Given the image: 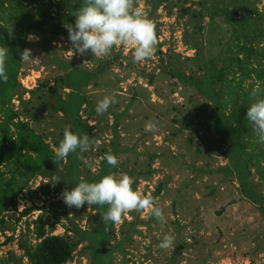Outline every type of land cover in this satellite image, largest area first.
<instances>
[{"label":"rangeland","instance_id":"obj_1","mask_svg":"<svg viewBox=\"0 0 264 264\" xmlns=\"http://www.w3.org/2000/svg\"><path fill=\"white\" fill-rule=\"evenodd\" d=\"M245 1L249 2L250 15L256 18L255 23H259V29L264 32V0ZM153 2L132 1L133 7L141 8L151 20L157 39L153 55L143 62H133V49L124 45L113 47L106 56L99 58L93 57L90 52L72 53L71 44L58 47L63 48V53L58 49L60 56L74 57L73 61L86 71L103 69L97 85L85 90L90 104L82 113L83 119L98 125L93 131V134L100 136L96 146L98 150L103 143L109 144L108 126H111L115 114L120 116V146L127 152L117 157L115 167L118 173L115 175H129L132 186L137 187L136 191L141 196L150 195L153 206L162 209V220L155 218L150 209L130 210L122 214L123 219L115 225L116 240L112 241L111 246L123 237L121 231L128 230V224L122 226L125 222L131 223L138 217L140 224L136 227L133 243L117 250L113 254V262L168 264L175 249L181 246L176 264H264V234L258 233L262 218L254 203L240 201L242 194L237 177L226 173V170H233L229 143L215 132L206 133L200 129L195 133L192 128L183 127V124L200 126L209 122L213 114L212 103L195 87L175 77L173 67L169 65L172 62L175 70L181 73L197 71L196 76L201 77L203 71L197 70L196 65L193 66L195 62L189 59L199 64L205 57L213 58L233 38V28L227 24L226 17H215V24L224 39L219 43L216 36L206 37L205 30L206 43L203 48L207 50L197 55L186 44H196L194 32L197 30L193 32L189 28V18L182 8L198 10L199 4H204L208 11L211 8L219 10L224 6L232 11V6L221 5L220 0H166L154 13ZM42 5L43 2L39 1L31 8L34 15L45 11L41 9ZM242 12L248 13L247 10H238L232 16L235 21L239 20ZM0 17L8 20L4 25L11 28L13 33L17 18H21V15L18 10L3 8ZM209 21L208 17L205 18L201 26L206 29ZM30 35L33 39H28L26 49H31L33 59L22 61L19 73L20 84L26 90H33L39 81L56 73L45 65L46 55L42 51V45L46 43L44 34L34 31ZM206 38H210L214 45L210 46ZM66 47H69L67 51L64 50ZM109 62L112 65L107 67ZM246 87H250V84L246 83ZM68 93L69 90H65L62 97L65 98ZM38 95L27 105L31 116H35L31 126L39 134L54 138L68 121L61 113L51 114L50 104L53 100L47 98L46 91L45 94L38 91ZM105 95L113 96L115 103L110 104L105 113L97 115L95 105ZM29 97L26 94L24 99L28 100ZM15 105L19 103L16 101ZM91 114L94 116L90 117ZM148 121L157 123V132L145 131ZM251 142L257 140L254 138ZM250 150L259 152L251 143ZM102 159L93 157L91 153L83 157L85 171L96 173ZM60 166L63 165L60 163ZM250 170L252 175L249 180L263 196V180L253 167ZM36 181L31 183L30 190L19 197L17 208L7 212V225H0V264H30L24 250L27 246L36 247L39 244L34 222L41 215H44L46 231L53 228L55 235L62 236L65 231H70L72 238L80 239V231L89 232L100 226L92 205L68 207L61 199V192L65 190L63 186L57 189L51 182L49 184L48 180H44L46 183L39 182L40 186L36 187ZM231 202L237 203L227 206ZM24 208L35 210L17 222ZM41 208L46 211L44 214ZM127 212L128 219L124 217ZM165 234L174 237L173 243L169 248L161 249L158 245ZM10 236L13 239L6 242ZM86 246L85 242L81 244L68 264H92L91 252ZM228 250L234 255L230 254L224 259L223 255Z\"/></svg>","mask_w":264,"mask_h":264},{"label":"trees","instance_id":"obj_2","mask_svg":"<svg viewBox=\"0 0 264 264\" xmlns=\"http://www.w3.org/2000/svg\"><path fill=\"white\" fill-rule=\"evenodd\" d=\"M43 2L41 9L44 12L37 16L31 8ZM134 0H131V2ZM154 13L163 5L166 0H153ZM221 5H231L232 11L227 6L222 9L211 8L204 4H199L198 10L182 8L185 16H188L189 28L196 35V44L192 46L190 42L186 44L194 49L197 55L206 52L204 49L206 37L216 36L220 43L224 38L215 24V17L221 15L226 17L227 24L233 28V38L229 39L215 57H205L202 63L196 64V60L189 59L197 70L203 71L201 77L193 73H181L173 68L175 77L195 87L198 92L212 103V119L200 126L183 124L184 129L192 128L193 132L203 129L206 133L215 132L225 139L231 148V159L233 170H226L230 176L235 175L240 184L242 200H247L256 205L258 214L262 218L259 234H264V195L262 196L256 186L249 180L252 175L250 167L255 169L264 183V144L258 142L252 131L251 125L245 119L248 104L252 102L250 93L257 86V95L264 96V32L255 23L256 18L250 15L248 1L245 0H220ZM81 5V0H0V14L3 8L18 10L21 18H17L15 30L7 28L4 22L8 21L0 17V46L9 48V55L5 60V71L8 79L0 82V225H7V212L11 208H17L19 197L28 190L30 185L38 178L48 180L55 175L59 180L54 186L57 189H71L81 179L87 182L98 181L102 176L117 174V168L108 165L104 159L105 153L116 156L124 154L127 150L121 148L120 138V116L114 115L111 126H108V143H103L102 148L96 149L99 135L93 134L98 128L96 122L91 124L83 119L82 113L90 104L85 90L91 85H97L98 78L103 74V69L96 71H86L73 61L75 58L60 56L59 45L71 44L68 40V32L64 27L66 23H74V11ZM238 10L242 12L239 20L235 21L234 16ZM207 15V16H205ZM209 18V25L205 29L201 26L205 18ZM237 17V16H236ZM258 22V21H257ZM40 32L44 34L45 46L42 51L46 55L45 65L56 72L53 76L39 81V85L33 90H26L19 81V73L22 69L20 53L27 47V37L30 32ZM19 32V33H18ZM207 39V38H206ZM210 46L214 45L209 39ZM205 42V43H204ZM203 44V45H202ZM207 46V44H206ZM70 47V46H69ZM69 47L64 48L68 50ZM107 67L112 65L107 63ZM53 79V81H51ZM246 83L250 87H246ZM54 84V85H53ZM69 90L64 98L62 92ZM38 91L48 94L53 103L50 104L51 114L61 113L68 122L70 130L77 135H88L90 146L86 152L70 153L64 160H55L54 149L63 136L61 130L57 136L51 138L45 134H39L31 125L34 115L27 108L28 103L35 99ZM29 94L28 100L24 96ZM66 95V94H65ZM39 96V95H38ZM41 98V97H39ZM19 105L16 106L15 102ZM94 116L93 114L90 117ZM112 117V116H111ZM35 118V116H34ZM113 118V117H112ZM257 142H251L252 139ZM51 140L48 143V140ZM250 143L258 149V153L250 150ZM89 153L96 158H103L96 173L86 172L83 164V157ZM256 156L259 158L256 159ZM55 162H54V161ZM60 163L63 165L60 166ZM258 163V165L256 164ZM48 184V185H49ZM53 185V184H52ZM134 190L137 189L133 185ZM62 193V192H61ZM237 202H231L227 206H232ZM93 211L98 215V228L89 232H82L72 223L76 231H80L81 238H72L70 231H65L64 235L53 234L54 229L46 231L44 215L39 216L34 224L37 225L36 238L39 244L36 247H25V256L30 264H68L74 258L76 249L83 244H87L91 252L92 264H114L113 254L117 250H122L125 246L133 243L136 227L140 224L138 217L128 224V230L121 231L122 238L111 246L116 240L115 225L111 222L105 224L101 216L108 205H92ZM25 209V208H24ZM34 208L25 209L16 219L20 221L34 211ZM38 211V210H37ZM42 214L46 211L41 208ZM125 217V215H124ZM123 218L121 217V220ZM120 220V221H121ZM118 224V223H117ZM93 225V224H92ZM93 228V226H92ZM13 239L8 237L7 241ZM86 248V249H87ZM181 246H178L168 264H176L179 261ZM82 251V250H81ZM234 252L228 250L223 258L227 259ZM82 255H84L82 253Z\"/></svg>","mask_w":264,"mask_h":264},{"label":"clouds","instance_id":"obj_3","mask_svg":"<svg viewBox=\"0 0 264 264\" xmlns=\"http://www.w3.org/2000/svg\"><path fill=\"white\" fill-rule=\"evenodd\" d=\"M72 15L75 16L74 23L64 24L72 53L90 52L93 57L99 58L106 56L113 47L124 45L133 49V62H143L153 55L157 43L154 26L141 8L133 7L131 0H81V5ZM27 39L32 40L33 37L29 35ZM9 54L6 45L0 46V82L8 79L4 64ZM30 59H33L31 49H24L20 53V60ZM250 96L252 102L248 104L245 119L251 125L258 142L264 144V96H258L256 88L252 89ZM112 103H115V98L105 95L95 105L96 114L105 113ZM145 131L157 132V123L146 122ZM89 146L88 135H77L69 126H65L62 139L54 149L55 160H64L70 153L78 150L86 152ZM104 159L108 165H117V158L111 153H105ZM59 180L61 179L53 175L50 182L54 185ZM61 197L68 207L107 204L108 209L101 216L105 224L119 223L122 214L130 210L150 209L155 218L163 219L162 209L153 206L154 201L150 195L141 196L134 190L132 180L126 173L119 176L109 173L95 182L81 179L70 190H63ZM173 239L171 235L165 234L158 246L167 249L172 245Z\"/></svg>","mask_w":264,"mask_h":264},{"label":"built area","instance_id":"obj_4","mask_svg":"<svg viewBox=\"0 0 264 264\" xmlns=\"http://www.w3.org/2000/svg\"><path fill=\"white\" fill-rule=\"evenodd\" d=\"M35 181H36V180H35ZM39 182H44V183H46L42 178H40L38 181H36V183H37V184H36V187L40 186V185H38ZM61 199H62V198H61ZM125 216H126V219H128V212L126 213ZM37 218H38V217H37Z\"/></svg>","mask_w":264,"mask_h":264}]
</instances>
